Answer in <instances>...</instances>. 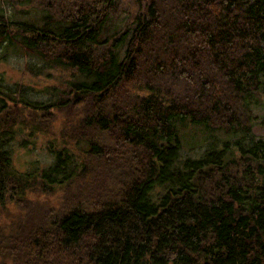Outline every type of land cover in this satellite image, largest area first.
<instances>
[{"label": "trees", "instance_id": "obj_1", "mask_svg": "<svg viewBox=\"0 0 264 264\" xmlns=\"http://www.w3.org/2000/svg\"><path fill=\"white\" fill-rule=\"evenodd\" d=\"M1 3L41 16L0 10V47L71 80L45 103L0 91V264H264V0ZM58 115L51 162L15 171L9 141ZM175 118L233 139L181 159Z\"/></svg>", "mask_w": 264, "mask_h": 264}, {"label": "rangeland", "instance_id": "obj_2", "mask_svg": "<svg viewBox=\"0 0 264 264\" xmlns=\"http://www.w3.org/2000/svg\"><path fill=\"white\" fill-rule=\"evenodd\" d=\"M0 0V10L10 16L13 20L18 22H34L39 23L41 13L30 8H21L18 12L7 4H2ZM128 3V0H126ZM123 25L122 18L114 20L111 32L118 31ZM28 66H35L39 68V73L32 75L28 71ZM38 72V71H37ZM70 73L58 68L44 67L40 60L35 56L26 54L24 50L19 47L14 41L4 43L0 47V91L4 93H18L25 100L33 102H48L53 100L49 94L45 93L48 88H62L63 85L69 82ZM259 117H264V109H255ZM24 119L29 124L37 123L40 120V115L37 114L34 117V121H31V114L28 111L22 112ZM61 116L58 115L56 120L51 123L49 132L42 133L34 138L26 137V133H22L20 136L9 141L8 148L11 149V165L12 168L19 172H29L32 168L34 170L40 169L51 162V156L46 149L47 138L49 134L56 129H59L61 123ZM172 128L180 142L181 151L180 158L191 157L197 159L201 153L210 145L213 148H221V143L230 141L233 137L224 135L222 132H211L203 125L192 124L188 119L181 120L175 118L172 121ZM252 133L264 140V126L254 125ZM53 136V135H52ZM50 136V137H52ZM54 137V136H53ZM55 138V137H54ZM22 139H26L30 143L22 148L19 142ZM249 138L245 137V141ZM210 147V148H211ZM156 188L153 192H156ZM30 200L34 202L42 201V196L36 193H30L28 195ZM55 197H51L48 200L51 203L54 202Z\"/></svg>", "mask_w": 264, "mask_h": 264}]
</instances>
